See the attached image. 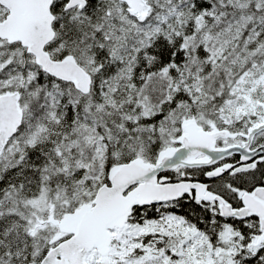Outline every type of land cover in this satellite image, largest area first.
Here are the masks:
<instances>
[{
	"label": "snow or ice",
	"instance_id": "1",
	"mask_svg": "<svg viewBox=\"0 0 264 264\" xmlns=\"http://www.w3.org/2000/svg\"><path fill=\"white\" fill-rule=\"evenodd\" d=\"M0 264H264V0H0Z\"/></svg>",
	"mask_w": 264,
	"mask_h": 264
}]
</instances>
